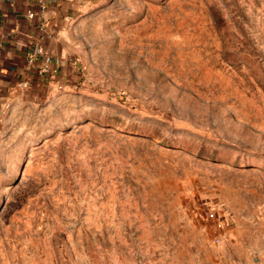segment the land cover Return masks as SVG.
<instances>
[{
    "label": "rangeland",
    "instance_id": "rangeland-1",
    "mask_svg": "<svg viewBox=\"0 0 264 264\" xmlns=\"http://www.w3.org/2000/svg\"><path fill=\"white\" fill-rule=\"evenodd\" d=\"M84 1L0 129V264H253L264 0Z\"/></svg>",
    "mask_w": 264,
    "mask_h": 264
},
{
    "label": "crops",
    "instance_id": "crops-1",
    "mask_svg": "<svg viewBox=\"0 0 264 264\" xmlns=\"http://www.w3.org/2000/svg\"><path fill=\"white\" fill-rule=\"evenodd\" d=\"M84 0H45L44 10L37 0H0V129L10 107L25 93L42 88H56L68 79L71 59L62 56L59 39L67 22L77 15ZM33 13L34 17H29ZM42 45L45 52L61 60L54 64L50 76L40 74L41 59L33 69L28 65L32 48ZM28 82L26 89L20 84ZM264 211L249 214L255 223L253 238L247 246L248 257L253 264H264ZM209 222V221H207ZM213 227V223L209 222ZM240 223L238 224V228ZM246 264H252L248 260Z\"/></svg>",
    "mask_w": 264,
    "mask_h": 264
},
{
    "label": "built area",
    "instance_id": "built-area-1",
    "mask_svg": "<svg viewBox=\"0 0 264 264\" xmlns=\"http://www.w3.org/2000/svg\"><path fill=\"white\" fill-rule=\"evenodd\" d=\"M44 1L45 0H37V5L41 10H44L45 8ZM29 17L33 18L34 14L30 13ZM40 59L42 61L40 74L44 77L51 75L54 64H61V60L47 54L41 44L36 45L30 52V55L28 57V65L30 66V68L33 69V67L36 66L37 62ZM28 86V82L20 84V88L23 89L28 88ZM205 217L207 221L213 223L214 228L219 232L215 239L216 242H221L225 238L226 228L229 227L232 222L231 218L228 215H220V213L215 209L207 211Z\"/></svg>",
    "mask_w": 264,
    "mask_h": 264
}]
</instances>
